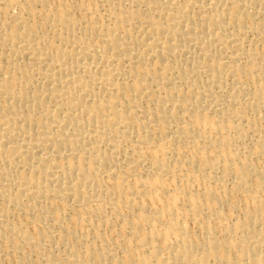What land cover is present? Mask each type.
I'll list each match as a JSON object with an SVG mask.
<instances>
[{
    "label": "bare ground",
    "instance_id": "obj_1",
    "mask_svg": "<svg viewBox=\"0 0 264 264\" xmlns=\"http://www.w3.org/2000/svg\"><path fill=\"white\" fill-rule=\"evenodd\" d=\"M7 260L264 264V0H0Z\"/></svg>",
    "mask_w": 264,
    "mask_h": 264
},
{
    "label": "rangeland",
    "instance_id": "obj_2",
    "mask_svg": "<svg viewBox=\"0 0 264 264\" xmlns=\"http://www.w3.org/2000/svg\"><path fill=\"white\" fill-rule=\"evenodd\" d=\"M10 261H12V262H8V260H7V261L3 262V264H6V263H8V264H9V263L14 264V263H13V260H10Z\"/></svg>",
    "mask_w": 264,
    "mask_h": 264
}]
</instances>
